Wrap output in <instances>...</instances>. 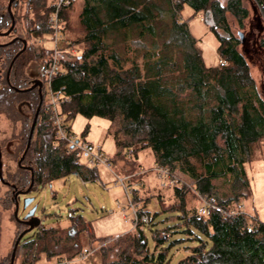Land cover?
I'll return each instance as SVG.
<instances>
[{"label": "trees", "instance_id": "16d2710c", "mask_svg": "<svg viewBox=\"0 0 264 264\" xmlns=\"http://www.w3.org/2000/svg\"><path fill=\"white\" fill-rule=\"evenodd\" d=\"M24 1L12 5L16 22L10 35H0V42L19 36L0 45V113L26 121L10 152L16 170L6 167L0 152V236L1 214L14 207V218L15 194L30 186L31 168V190L74 172L84 180L98 177L94 167L83 172L76 150L57 138L53 114L46 109V77L31 145L19 163L40 103L38 90L23 89L29 84L21 78L31 60L48 52L46 67L53 57L52 49L37 50L30 40L52 33L48 19L54 0ZM78 1V12L76 1L61 9V35L70 48L61 52L60 70L49 86L66 98L61 114L68 131L78 114L108 118L117 156L150 148L156 164L176 179V201H167L162 192L154 194L149 186L142 193L132 188L131 200L140 211L153 197L159 210H146L150 221L140 224L139 235L129 231L103 245L100 264H264V221L242 210L253 196L245 165L258 149L264 151V97L245 52L238 48L245 38L234 34L228 20L230 13L243 24L249 16L244 0ZM256 1L264 12V0ZM185 6L204 14L226 65L205 61L198 39L180 17ZM11 23L7 7L0 5V32ZM23 39L27 48L15 58L8 82V64L23 48ZM19 104L26 109L21 111ZM140 173L143 170L128 175V188L132 180L144 184ZM180 174L193 180L199 196L213 198L209 215L189 205L190 189L179 180ZM234 209L238 211L230 213ZM162 212L166 217L157 218ZM69 219L67 226L41 220L27 231L17 245L14 264H37L43 256L47 261L77 256L88 221L74 212ZM16 225L12 248L0 264L11 263L15 242L29 227L17 218Z\"/></svg>", "mask_w": 264, "mask_h": 264}, {"label": "rangeland", "instance_id": "374dc122", "mask_svg": "<svg viewBox=\"0 0 264 264\" xmlns=\"http://www.w3.org/2000/svg\"><path fill=\"white\" fill-rule=\"evenodd\" d=\"M9 1L0 0V5L7 7ZM22 3L25 1L22 0ZM76 3V12H78L81 9V1L77 0ZM244 4L249 9V16L243 24H240L237 18L230 13H228V20L234 34L240 37V33H242V36L247 39V42L245 40L243 44L240 43L238 48L245 52L251 74L264 97V48H260V40L264 38V12L256 0H244ZM180 17L187 23L193 36L198 39L203 49L204 59L208 64H216L224 59L217 52L219 41L204 21L203 13L196 14L192 8L185 6ZM69 42L62 38L61 32L57 41L53 38L52 33L30 40L37 50H41L42 47L52 49L51 56H54L57 50H59L58 55L60 56L61 52L70 48ZM48 59L49 53L47 52L45 55L31 60L27 65V76L32 79L44 76L43 69ZM17 107L21 111L26 109L23 104H19ZM25 123L23 118L15 121L9 119L6 114L0 113V152L1 159L6 167H9L8 169L16 170V161L12 159L10 152L20 140ZM70 125L74 135L82 141L102 145L108 158V165L103 163L88 164L87 156L81 154L80 161L84 164L81 167L82 171H86L88 167H94L98 176L96 179L84 180L82 176L74 172L66 177L55 179L51 183L37 186L27 194H20L18 216L22 220L34 209L32 218H39L46 225L67 226L70 223L69 214L71 212L83 214L88 221L86 230L81 234L83 250L73 258L65 256L74 260L73 264H100V249L103 245L111 243L120 235L134 231L133 223L129 220L132 217V210L129 206L132 188L137 187L142 193L149 186L151 192L154 194L162 192L169 202L176 201V198L173 195V186L162 187L159 174L155 169L157 165L155 156L150 148L139 150L137 153H129L127 156H117V145L110 134L108 118L97 115L86 117L78 114L70 122ZM245 167L251 181L253 196L244 202L243 208L251 216L264 221V151L258 149L255 159L246 163ZM140 169L144 172V174L140 173L144 184H141V180L138 183L137 180L136 182L132 180L130 189L126 191L119 178H124V183L127 185L128 178L130 179L128 175L140 172ZM180 176L179 180L190 189L189 205L191 207L199 206L202 198L194 189L193 180L184 174H180ZM29 198L31 201L25 206V202ZM159 204L158 198L153 197L145 209L153 214L157 209L159 210ZM13 212L14 207H10L1 214L0 258L8 254L12 248L17 226L16 216L14 219ZM166 215L167 213L162 212L157 218L162 219ZM147 232L152 239L150 231ZM83 253H86L87 257L80 256ZM176 255L179 257L181 253ZM47 262L49 261L43 256L37 264H46Z\"/></svg>", "mask_w": 264, "mask_h": 264}, {"label": "built area", "instance_id": "2783aa9c", "mask_svg": "<svg viewBox=\"0 0 264 264\" xmlns=\"http://www.w3.org/2000/svg\"><path fill=\"white\" fill-rule=\"evenodd\" d=\"M77 0H54V9L51 11L49 15V23L52 28L53 38L57 41L60 38L61 32V9L64 5L70 4ZM59 50L56 51L55 55L52 57L49 65L46 66L44 70V74L46 77V85L48 86L47 91V99H46V109L53 114L54 123L57 127V138L64 139L71 147L76 150V154L80 159V155L84 154L87 156V163L91 165H95L98 163H103L108 165V158L104 149L101 144H95L88 141H82L73 132L68 131L66 126V121L64 116L61 114V104L66 99L64 95L59 92H55L49 88L51 84L52 78L58 74L60 70V61H59ZM221 65H226L227 61L225 59H221L219 62ZM81 162V161H80ZM157 174H159L161 185L164 186H174L176 183V179L174 176L169 172L166 167L156 165L155 167ZM76 174L80 175L79 172ZM123 185L125 186V190L128 191V184L124 183V178H119ZM163 181V182H162ZM201 204L198 206V211L201 214L209 215L212 211L213 207L215 206L213 203V198L209 197H202ZM132 212V217L130 222L133 223L134 231L139 232V226L141 223L148 224L150 221V215L146 210L140 211L136 205L133 204L132 200L130 199L129 204ZM242 206V210H243ZM238 210H231L230 213H235ZM162 233H165L162 231ZM82 257H87L86 253L81 254ZM74 260L68 259L67 257H58L55 258L46 264H73Z\"/></svg>", "mask_w": 264, "mask_h": 264}, {"label": "water", "instance_id": "95a60500", "mask_svg": "<svg viewBox=\"0 0 264 264\" xmlns=\"http://www.w3.org/2000/svg\"><path fill=\"white\" fill-rule=\"evenodd\" d=\"M14 0H10L9 1V4H8V11L10 12L11 14V17H12V23H11V26L9 27V29L5 32H0L4 35H9L14 26H15V17L13 15V12L11 10V5H12V2ZM16 39V38H15ZM15 39H13L12 41H14ZM11 41V42H12ZM11 42H7L6 44L8 43H11ZM23 42H24V46L23 48L16 54V56L13 58V61L15 60V58L27 47V40L26 39H23ZM12 61V63H13ZM41 85V83H40ZM41 90V89H40ZM40 103L37 107V110H36V113H35V116H34V120H33V123H32V126H31V129H30V134H29V138H28V143H27V147L22 155V157L20 158L19 160V163L21 164L22 160L24 159L30 145H31V139H32V135H33V132H34V129H35V125H36V122H37V118H38V115H39V112H40V109H41V104L43 102V95H42V91L40 93ZM31 171H32V181H31V184L30 186L26 189V190H20V191H17L16 194H15V197H16V202H15V216L18 220L19 219V216H18V210H19V201H18V197L20 194H27L31 191L32 187H33V184H34V172H33V168H31ZM31 201V198L27 199L26 202H25V206H27L29 204V202ZM31 215H34V209L30 212V214L26 215L24 219L20 220V221H24L26 222L27 224H29V227L27 229H25L18 237L17 241L15 242V246L13 248V252H12V256H11V263L10 264H14V261H15V256H16V250H17V245L20 241V239L22 238V236L29 230H31L35 225L41 223V219L39 218H29L28 217H31Z\"/></svg>", "mask_w": 264, "mask_h": 264}, {"label": "flooded vegetation", "instance_id": "af4514ba", "mask_svg": "<svg viewBox=\"0 0 264 264\" xmlns=\"http://www.w3.org/2000/svg\"><path fill=\"white\" fill-rule=\"evenodd\" d=\"M7 10H8V6H7ZM10 13V12H9ZM11 15V14H10ZM16 38V39H15ZM19 38V36H17V35H14V36H11V38L9 39V40H6V41H3V42H0V45L2 44V45H4V44H6L7 42H11L13 39H15V40H17ZM245 38V37H244ZM14 40V41H15ZM245 40H246V42H247V39L245 38ZM14 41H12V42H14ZM11 42V43H12ZM27 48V47H26ZM25 48V49H26ZM24 49V50H25ZM13 61V60H12ZM12 61L8 64L9 66H8V69H7V74H6V78H7V80H8V82H11V80H10V72H11V69H12V67H13V64H14V61H13V63H12ZM31 62V61H30ZM29 62V63H30ZM28 63V64H29ZM0 65H1V62H0ZM45 68L46 67H44V69H43V74H44V70H45ZM26 69H27V66H26ZM0 70H1V68H0ZM27 73V72H26ZM24 76H26V77H22L21 79L22 80H24L25 81V83H27V84H29V86H27L26 88H23V89H29V90H33V89H37L38 90V92H39V95H40V93H41V91H42V88H43V85H44V77H45V74H44V76L42 75L41 77H39V78H37V79H32V78H30V77H28L27 76V74L26 75H24ZM40 83H41V85H40ZM41 89V90H40ZM43 95V94H42ZM41 98V97H40ZM43 100H44V97H43ZM40 102V101H39ZM43 103V102H42ZM39 105V104H38ZM42 105V104H41ZM36 113V112H35ZM35 116V115H34ZM28 218H32V217H28Z\"/></svg>", "mask_w": 264, "mask_h": 264}]
</instances>
